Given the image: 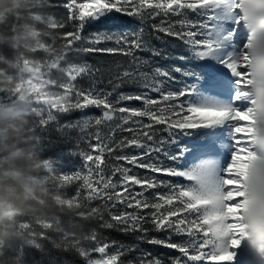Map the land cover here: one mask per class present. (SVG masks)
Wrapping results in <instances>:
<instances>
[{
  "label": "snow or ice",
  "instance_id": "snow-or-ice-1",
  "mask_svg": "<svg viewBox=\"0 0 264 264\" xmlns=\"http://www.w3.org/2000/svg\"><path fill=\"white\" fill-rule=\"evenodd\" d=\"M219 2L62 3L67 15L55 24L57 30H64L60 36L67 51L44 77L50 80L47 87L53 94L41 97L40 126L46 130L56 114L94 107L102 110L94 123L103 125L105 131L93 135L95 143L88 146L91 152L80 153L86 171L54 174L55 179L69 204L83 205L89 221H102V228L139 233V241L179 254L165 259L138 247L113 249L93 231L73 249L85 264H125L123 257L133 251L139 255L127 264H234V250L244 239L264 255V122L258 121L248 99L251 80L240 19L225 25L211 7ZM57 6L51 2V7ZM124 17L139 21L140 26L129 27ZM67 22L71 31L66 29ZM96 25L105 27L82 34ZM153 33L182 41L190 57L156 48L149 38ZM145 52L164 60L212 63L191 68L158 66L138 55ZM70 53L124 57L116 62L115 70L109 69L111 91L97 86L101 81L91 66L70 63ZM40 59H48L47 54ZM55 73L65 79L58 81ZM82 76L91 81L88 87L76 83ZM177 82L182 87L175 89L172 85ZM122 85L135 90L118 92ZM132 101L139 106L126 103ZM92 122L86 120L84 127ZM160 132L167 137L158 136ZM160 154L171 164H163L157 158ZM74 184L75 192L68 195L67 189ZM93 201L104 203L90 207ZM53 231L51 224L43 225L41 239Z\"/></svg>",
  "mask_w": 264,
  "mask_h": 264
},
{
  "label": "clouds",
  "instance_id": "clouds-1",
  "mask_svg": "<svg viewBox=\"0 0 264 264\" xmlns=\"http://www.w3.org/2000/svg\"><path fill=\"white\" fill-rule=\"evenodd\" d=\"M211 7L225 25L240 19L248 99L264 122V0H220ZM51 8V0H0V264H16L10 253L21 247H42L45 224L58 234L53 247L60 251L73 250L89 227L83 205L68 203L43 157L39 105L53 94L44 77L67 51ZM40 51L48 59L37 58Z\"/></svg>",
  "mask_w": 264,
  "mask_h": 264
},
{
  "label": "trees",
  "instance_id": "trees-1",
  "mask_svg": "<svg viewBox=\"0 0 264 264\" xmlns=\"http://www.w3.org/2000/svg\"><path fill=\"white\" fill-rule=\"evenodd\" d=\"M51 2L59 5L57 7L51 8L55 18L63 19L67 15V10L62 6V3H66L67 0H51ZM78 2H83V0H78ZM123 19L128 21L129 27L134 25L138 28L140 26L139 21L137 20H132L131 18L127 17H124ZM104 27V25H96L94 28L88 29L87 32L82 34H88V32H92L97 29H103ZM66 29L69 31L72 30L70 27V22L66 23ZM56 31L61 35L64 32L63 29ZM147 31L152 33L150 25L147 26ZM156 35H159L161 39H156ZM149 38L151 44L156 48L162 49L165 52L173 53L174 55H185L187 57V47L182 41H179L174 37H167L163 33H153ZM36 55L37 58H46V54L42 53V51L38 52ZM138 55L153 61V63L158 66H179L184 64L186 67H193L192 65L186 64L183 61H179L177 59L164 60L159 57L153 58L151 57L150 53L146 52L138 53ZM124 59L125 58L122 56L101 55L95 53L69 54L70 63L76 64L78 66H91L93 72L96 73L99 81H101L97 86L106 91H111V85L108 84V80L112 78L109 76V69L115 70L116 62L122 61ZM97 69H100L101 72H96ZM60 77L63 80L65 79L62 74L55 73L54 78L60 81ZM76 83L80 87H88L91 81L87 77L82 76L78 78ZM172 87L178 89L179 87H182V85L177 82L173 84ZM53 90L58 91L59 89L54 88ZM134 90L135 89L132 86L122 85L120 89H118V92L126 93ZM129 104L139 106V102L135 101ZM56 115V120L51 122L43 133L45 136V149L43 152V157L51 162L55 170L54 174H70L74 171H86L81 167L84 161L80 153L92 151L88 146L90 143H95L92 137L96 132H100L102 135L104 134V126H96L94 123V118H100L102 116V110L92 107L86 110H72L69 113H59ZM89 119H93V122L88 127H84V122ZM64 126H68L69 128H64ZM61 129H63V131H61ZM124 135L128 134L124 133ZM120 163L123 164L124 162L121 161ZM75 188V184L70 186L67 189L68 195L73 194L75 192ZM103 203V201H93L90 207H100ZM128 211H132V209H128ZM107 218L108 217L105 214V219ZM86 223L89 227L84 233V236L94 231L102 242L109 243L113 249L119 245H124L126 248L138 247L140 249L150 251L153 255L163 256L165 259L170 256L179 255L178 253L171 250L164 249L159 246H152L146 242L139 241L137 239L139 233H125L117 229L102 228L100 226L102 221L99 220H90ZM146 227L150 228L151 226L146 225ZM57 235V233L50 232L43 240L42 247H21L18 253H10V255L15 257L16 264H85V261L74 250L60 251L53 247ZM149 235L163 238V235L160 233L150 232ZM85 245L91 246L87 241H85ZM138 255L139 252L136 251L127 253L123 257L125 264H127V261L129 260H135L136 256ZM93 258H99L98 254H93Z\"/></svg>",
  "mask_w": 264,
  "mask_h": 264
},
{
  "label": "rangeland",
  "instance_id": "rangeland-1",
  "mask_svg": "<svg viewBox=\"0 0 264 264\" xmlns=\"http://www.w3.org/2000/svg\"><path fill=\"white\" fill-rule=\"evenodd\" d=\"M243 33V31H242ZM244 34V33H243ZM186 53H187V57H190V52L188 50V46L186 45ZM186 64H190L192 66L196 65V64H204V63H212L211 61H197L192 59L190 62L188 60L183 61ZM196 71H199V69H195ZM63 79L60 77V81H62ZM180 88V87H179ZM53 90V89H52ZM53 91H57V90H53ZM155 95V94H153ZM132 102H126V103H133ZM136 102V101H135ZM158 136L160 137H167V133L164 132H160L158 133ZM189 140L191 141L192 139H194V137L191 138H184L181 137V140ZM225 143H228L227 138L225 137L224 139ZM168 150L171 151V146H167ZM129 151H132L131 149H129ZM138 151V150H136ZM163 164L165 165H170L171 162L168 161L162 154H160L157 157ZM130 167V166H129ZM137 172H139L141 175L145 174V170L143 169H136ZM161 179H167L166 177L161 176ZM138 190V189H137ZM235 254H236V258L234 261V264H239V262L241 261L243 264H264V255L260 254L251 244L247 239H244L241 241V245L239 248L235 249Z\"/></svg>",
  "mask_w": 264,
  "mask_h": 264
}]
</instances>
